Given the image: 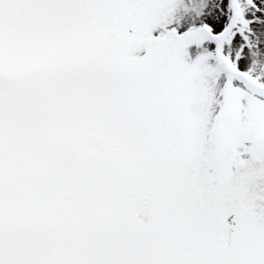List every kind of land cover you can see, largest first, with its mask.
I'll return each mask as SVG.
<instances>
[{
  "label": "snow or ice",
  "instance_id": "snow-or-ice-1",
  "mask_svg": "<svg viewBox=\"0 0 264 264\" xmlns=\"http://www.w3.org/2000/svg\"><path fill=\"white\" fill-rule=\"evenodd\" d=\"M0 264H264V0H0Z\"/></svg>",
  "mask_w": 264,
  "mask_h": 264
}]
</instances>
